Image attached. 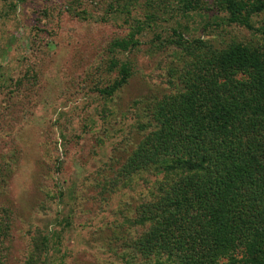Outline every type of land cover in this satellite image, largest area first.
I'll use <instances>...</instances> for the list:
<instances>
[{
  "label": "rangeland",
  "instance_id": "rangeland-1",
  "mask_svg": "<svg viewBox=\"0 0 264 264\" xmlns=\"http://www.w3.org/2000/svg\"><path fill=\"white\" fill-rule=\"evenodd\" d=\"M195 1L0 0V264H178L135 248L150 225L141 205L164 187L157 166L118 171L156 130L157 105L183 90L197 41L264 46L243 26L207 25L219 6ZM137 21L138 46L114 51ZM112 59L129 63V78L104 97Z\"/></svg>",
  "mask_w": 264,
  "mask_h": 264
},
{
  "label": "trees",
  "instance_id": "trees-1",
  "mask_svg": "<svg viewBox=\"0 0 264 264\" xmlns=\"http://www.w3.org/2000/svg\"><path fill=\"white\" fill-rule=\"evenodd\" d=\"M178 1L186 10L196 5ZM215 1L222 16L207 25H240L264 38V23L253 20L264 0ZM76 15L89 17L83 9ZM144 28L137 21L110 46L132 51ZM196 43L204 50L183 73V90L157 105L156 130L118 171L130 178L156 165L163 178L157 199L141 205L138 221L150 225L135 248L144 256L167 253L178 264H264V46ZM110 65L118 76L99 90L104 97L129 78L128 62Z\"/></svg>",
  "mask_w": 264,
  "mask_h": 264
}]
</instances>
